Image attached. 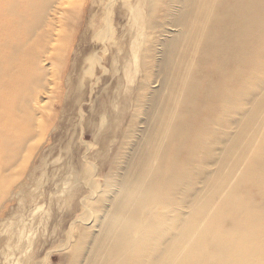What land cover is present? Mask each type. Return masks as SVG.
Here are the masks:
<instances>
[{"label":"bare ground","instance_id":"obj_1","mask_svg":"<svg viewBox=\"0 0 264 264\" xmlns=\"http://www.w3.org/2000/svg\"><path fill=\"white\" fill-rule=\"evenodd\" d=\"M88 18L130 103L115 96L95 142L82 129L44 199L41 103ZM11 200L3 264H53L49 247L57 264H264V0H0V211ZM47 203L65 216L51 232Z\"/></svg>","mask_w":264,"mask_h":264},{"label":"rangeland","instance_id":"obj_2","mask_svg":"<svg viewBox=\"0 0 264 264\" xmlns=\"http://www.w3.org/2000/svg\"><path fill=\"white\" fill-rule=\"evenodd\" d=\"M89 21L90 18L84 22L77 45L73 51V56H71L72 59L66 56L65 61L61 65H58L59 81L57 82V87L53 88L52 94H45L41 103V105L47 108V125L50 127L46 131L47 134L40 139L38 138V140L36 139V143L41 141V144H39L40 148L44 147V149L35 158L33 175L34 177H39L40 175L44 177L41 180L43 181L41 189H39L41 197L44 199L50 196V192L55 187L52 179L57 178L60 173L59 163L66 164L68 161L67 147L70 146L71 152L74 153L78 146L81 145L80 136L83 131L82 129H84L82 139L88 144L95 142L94 134H97V129L100 127L101 115L104 113L107 115H111V112L114 113L112 104L115 101V96H117L118 108L125 106L128 102L130 103L128 97L125 95V89H120L122 91L118 98L117 92L121 75L113 74L110 70V58V62H108L103 58L104 56H101L103 46L98 45V48L95 49V43L90 39V32L88 31L90 29ZM85 28L87 29L86 31ZM95 52L98 53V56L95 55ZM101 58L103 59L100 60ZM100 65H103V68ZM104 69H109V73H104ZM132 106L133 104H131V110ZM80 110H82L83 116H80ZM49 149H54L51 156L47 155ZM43 158L44 161L42 162ZM58 158H61V161L55 163ZM45 161L46 164H44ZM41 162L43 165L39 166ZM31 175L27 174L29 183L33 182L34 177ZM16 203H18L17 200H11L9 203L4 204V207L0 211V248L6 239L5 234L1 233V221L11 218V213L17 206ZM49 206L48 203L45 204V207ZM31 210V208L27 207L21 213H24L21 218L27 219L25 224L28 226ZM61 212L62 210L52 205L50 214L48 215L49 232L54 230L57 219L65 217ZM45 254L54 257L52 258L54 259L53 264L59 262L60 253L55 247L47 248L41 258ZM0 264H3L1 256Z\"/></svg>","mask_w":264,"mask_h":264}]
</instances>
